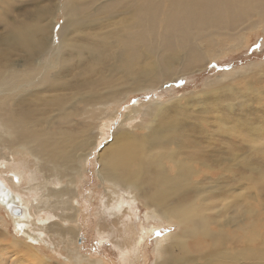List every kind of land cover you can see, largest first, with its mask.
Masks as SVG:
<instances>
[{"label": "bare ground", "instance_id": "obj_1", "mask_svg": "<svg viewBox=\"0 0 264 264\" xmlns=\"http://www.w3.org/2000/svg\"><path fill=\"white\" fill-rule=\"evenodd\" d=\"M78 1L66 5L61 46L50 57V31L38 22L6 23L8 34L0 36V209L27 248L49 245L42 237L49 232L60 238L71 264H101L103 259L83 257L77 244L80 209L73 202L84 161L112 134L100 150L96 171L106 186L103 210L122 222L128 214L133 223H123L133 227L131 240L122 247L124 256L138 253L158 225L175 222L179 231L156 241L155 264H169L177 254L185 259L190 255L187 239L194 250L219 246L228 223L212 227L213 220L193 201L196 190L182 166L164 169L165 146L174 137L142 125L161 113L162 102L127 106L128 113L118 115L119 107L131 95L201 69L221 56L216 49L228 41L229 50L234 49L264 25V0H92L90 5L98 6L94 20L103 14L120 17L111 34L96 29L95 40L83 31L96 22L75 16ZM69 25L82 31L79 38L69 34ZM117 115L122 116L120 126L110 133ZM171 130L180 133L177 126ZM150 177L167 184L151 191ZM137 203L146 210L144 219L137 215ZM56 214L60 221L53 222Z\"/></svg>", "mask_w": 264, "mask_h": 264}, {"label": "rangeland", "instance_id": "obj_2", "mask_svg": "<svg viewBox=\"0 0 264 264\" xmlns=\"http://www.w3.org/2000/svg\"><path fill=\"white\" fill-rule=\"evenodd\" d=\"M90 1H78L81 5L79 14L75 15L78 20L95 19L98 6H91ZM69 2L0 0V36L7 35L8 27L14 23H20V26H29L32 22L38 26L39 23L50 31L46 50L50 57L60 49L61 28ZM103 16L99 22L94 20L96 24L85 28L83 34H90L91 40H95L94 31L109 35L111 27L119 26L120 17ZM74 30V26L69 25V34L75 37L77 34L79 38L82 31L76 33ZM230 43L219 46L216 50L221 56L210 58L201 69L155 90L131 95L119 107L118 115L126 112L127 106L140 104L144 108L157 100L162 102L161 113L144 120L142 125L156 128L161 134L168 131L166 136L174 137L170 139L172 144L165 146V171L169 166H182L183 174H189V182L196 190L193 201L200 206L204 216L213 220L212 227L228 223L221 231L219 246L206 245L194 250L187 239L190 255L182 259L177 254L169 264H264V25L257 32L249 33L234 49L229 50ZM118 115L110 123V133L120 126L122 116ZM174 126L180 133H171ZM143 129L147 131V128ZM111 139L112 134L104 137L83 164L85 172L77 183V196L73 202L80 209L77 244L83 257L103 259L101 264H155L156 241L167 233L178 232L180 226L176 222L170 227L158 225L138 253L124 256L122 247L125 239L131 240L133 227L126 228L123 223H133L128 214L122 222L117 220L118 216L103 210L107 200L106 186L96 171L100 150ZM159 147L160 143L156 153H159ZM150 178L151 183L147 182L151 191L167 184ZM137 205V215L142 219L146 210L139 203ZM58 214L53 215V222L60 221ZM138 216H133L132 220L138 222ZM10 221L7 213L0 209V264H71L60 238L44 232L42 237L48 239L49 245L40 242L31 250L24 245L23 237L17 236ZM236 227L237 232L232 233ZM232 234L235 236L230 237ZM17 240L18 244L21 242L20 246ZM174 251L179 253V248ZM33 253L42 260L35 258Z\"/></svg>", "mask_w": 264, "mask_h": 264}, {"label": "water", "instance_id": "obj_3", "mask_svg": "<svg viewBox=\"0 0 264 264\" xmlns=\"http://www.w3.org/2000/svg\"><path fill=\"white\" fill-rule=\"evenodd\" d=\"M14 212H15L16 214H18V213L21 212V209H20L19 207H16V206H15V208H14Z\"/></svg>", "mask_w": 264, "mask_h": 264}]
</instances>
